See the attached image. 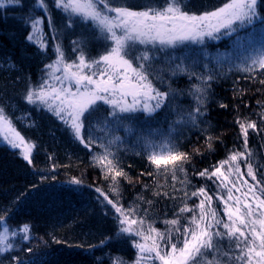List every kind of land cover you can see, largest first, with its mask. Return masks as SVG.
I'll list each match as a JSON object with an SVG mask.
<instances>
[{"label":"snow or ice","instance_id":"obj_1","mask_svg":"<svg viewBox=\"0 0 264 264\" xmlns=\"http://www.w3.org/2000/svg\"><path fill=\"white\" fill-rule=\"evenodd\" d=\"M17 6L22 8L23 0H0V10H4L0 12V17L6 20L7 11H15ZM136 7L140 10H134ZM53 9L62 14L59 23L54 19ZM262 12L264 0H226L222 6L200 14L190 12L186 0H144L140 6L130 3V0H32L29 15L23 18L24 25L30 28L25 41L37 48L38 55L47 56L50 47L55 59L45 64L44 68L50 71L42 70L40 81L35 85L29 84L21 99L37 111L44 110L54 116L69 136L89 151L98 139L103 140L96 136L97 131L109 137L106 144L99 143L103 152L94 153L92 163L101 169L105 179L111 174L110 192L115 198L110 199L109 194L99 187L94 191L98 194V200L103 197L102 203L106 202L105 206L110 205L114 210L113 219L117 227L112 236L104 237L97 245H89L88 251L125 237H139L131 239L132 247L137 250L133 264H155V261L160 264H264V178L257 180L253 165L249 162L251 151L248 149V129L264 131L258 130L255 122H243L239 118L236 121L243 137V151L230 150L228 158L211 166V170L206 168L194 173L216 184L214 195L223 204V215L227 220L212 207L213 198L208 194L210 190L206 185L199 188L193 185L195 190L184 191L182 206L174 213L173 219L164 221L166 227L163 231L146 221V213L136 218L133 206L125 208L120 203L116 178H127V174L119 167L117 153L111 151L113 145L118 149L122 142L121 137L114 134L115 130L123 127L131 133L132 126L126 122L137 120L138 113L154 118L159 110L165 109L167 118L168 113L175 112L177 118L169 124V137L178 125L198 127L201 118L207 114L210 82L216 79V74L208 65L210 54L207 48L203 51L205 71L202 73L185 68L182 61L176 63L175 55H165L164 66L156 68L154 61L158 53L186 41L206 45L207 41H220L225 37L232 40L235 46H242L240 30L247 29L257 20L264 26ZM76 29H80L79 35L71 41L75 58L70 59L66 56L62 38ZM91 43L100 45L95 56L91 55ZM253 51V55L235 66L238 71L264 69V44ZM227 58L226 55L217 54L212 60L220 66ZM4 67L17 69L10 55L0 61V68ZM57 72H61V75L57 76ZM165 72L169 77L185 73L189 78L195 76L200 81L190 93L195 102L193 108L184 110L174 104L175 97L180 93L165 80ZM260 83L264 84V80ZM158 84H166L167 91H162ZM219 106L227 108L224 103ZM17 112L19 115H16ZM13 115L26 127H36L31 112L7 102L0 103V133H3L0 141L12 149L22 148L23 159L31 165V151L35 144L16 130L11 118ZM260 115L264 121V112ZM211 140L208 137L210 148ZM146 150L151 164L159 167L162 162L168 163L164 159L167 153L174 165L181 162L178 166L180 172H184L182 162L189 159L186 153L177 150L170 138L162 140L160 144L149 140ZM246 154L247 174L256 181V185L243 181L248 190L242 193V199L233 195L234 188L240 192L237 187L239 181H232L229 176L233 171L239 173V164L233 169L231 162ZM225 165H229L227 174L221 171ZM213 177L216 179L213 180ZM173 179H176L175 171ZM69 183L75 186L70 191L77 192L84 181L73 177ZM181 183L185 188L191 185L186 173ZM257 185L260 186L258 190ZM192 197H196L199 203L190 207L187 201ZM147 203L151 205L152 201ZM10 218L0 214V254L15 249L10 237L19 235L24 241L30 239L31 225L24 223L18 229L13 228L7 223ZM225 240L227 249L222 247ZM54 242L62 243L55 238ZM26 250L33 252L31 247ZM6 258L13 264H20L17 256ZM96 259L99 262L102 258ZM113 259L114 264H127L121 257ZM0 264H3V260H0ZM42 264H47L46 260H42Z\"/></svg>","mask_w":264,"mask_h":264},{"label":"trees","instance_id":"obj_2","mask_svg":"<svg viewBox=\"0 0 264 264\" xmlns=\"http://www.w3.org/2000/svg\"><path fill=\"white\" fill-rule=\"evenodd\" d=\"M186 2L190 12L200 14L222 6L226 0ZM31 3L32 0H23L22 8L17 6L15 11H7L6 20L0 17V61L10 55L17 65V69L0 68V103L7 102L14 107L18 106L20 110L31 112V118L36 123V127H26L24 123L16 121L14 115L11 117L16 130L35 144L31 151V165L23 159L20 150L0 143V214L11 217L7 223L13 228L18 229L24 223L31 225L30 239L24 241L19 235L10 237L15 249L0 254V260H3V264H13L6 257L17 256L20 264H42V260H46L47 264H114L113 258L118 256L127 264H133L137 250L132 247L131 239H140L139 237H125L105 247L88 251L89 245H97L104 237L112 236L117 227L113 219L114 210L110 205L105 206L106 202L102 203L103 197L98 200V194L94 191L99 187L109 194L110 199L115 198L110 192L111 174L105 179L101 169L92 163V155L103 152L99 143L106 144L109 137L104 132L97 131L96 136L103 140L98 139L97 144L89 151L78 141H74L54 116L44 110L37 111L21 99L29 84L35 85L40 81L42 70L48 71L44 68L45 64L55 59L50 47L47 56L38 55L37 48L25 41L30 28L24 25L23 18L29 15ZM130 3L140 6L144 0H130ZM134 10L140 9L136 7ZM2 11L4 10H0ZM261 14L264 15V12ZM53 15L59 23L62 14L53 9ZM47 31L45 22V32ZM79 31L80 29H76L62 38L66 56L70 59L75 58V53L71 51V41L77 38ZM239 35L242 37V46L239 47L227 37L220 41H207L206 45L186 41L177 47H168L166 52L158 53L157 60L154 61V67L160 68L164 66L165 55H175L176 63L182 61L185 68L202 73L205 71L203 51L207 48L210 54L208 65L216 74V79L210 82L207 114L201 118L198 127L178 125L177 130L169 137V124L177 117L175 112H170L165 118V109H161L154 118L138 113L137 120L126 122L132 126L131 133L126 132L123 127L115 130L114 134L121 137L122 142L118 149L113 145L111 151L117 153L119 167L127 174V178H116L119 182L120 203L125 208L133 206L136 218L145 216L146 213V221L152 222L153 227L161 231L166 227L164 221L173 219L174 213L182 206L184 191L191 192L203 185L210 190L208 194L213 198L212 207L225 219L223 204L214 195L216 184L194 173L206 168L211 170V166L228 158L230 150H244L243 137L236 122L238 118L243 122H255L258 130L264 129V121L260 115L264 112V84L260 83L264 80V69L244 72L235 67L253 55L254 49L264 44V26L257 20L247 29H241ZM99 47L100 45L91 43V55H97ZM217 54L228 57L220 66L212 60ZM164 77L180 93L175 97L174 104L184 110L193 108L195 102L190 93L200 81L195 76L189 78L185 73L169 77L165 72ZM157 86L162 91H167L166 84ZM220 103L226 104L227 108H221ZM208 137L212 138L211 148ZM166 138L175 143L179 152L188 155L189 159L182 162L184 172L178 170L181 162L174 165L167 153L164 154V159L169 162H162L159 167L148 160L146 142L150 140L160 144ZM248 149L251 151L249 162L253 165L257 180H261L264 178V131L248 129ZM246 159L247 154L245 157H238L231 164L233 168L239 164V173L249 184L256 185V181L247 174ZM185 173L191 180V185L187 188L181 183ZM44 177L46 179L42 181ZM73 177L84 181L77 192L70 191L75 187L69 183ZM216 183L219 184V181ZM33 185L38 187L33 188ZM259 187L257 185V190ZM148 201H152V204L149 205ZM187 203L191 207L199 203V200L192 197ZM186 215L190 216L191 213ZM54 238L62 243H55ZM28 247L33 249L32 253L27 252ZM222 247L227 249L226 240L222 242ZM97 257L102 259L98 262ZM155 264L160 262L155 261Z\"/></svg>","mask_w":264,"mask_h":264},{"label":"rangeland","instance_id":"obj_3","mask_svg":"<svg viewBox=\"0 0 264 264\" xmlns=\"http://www.w3.org/2000/svg\"><path fill=\"white\" fill-rule=\"evenodd\" d=\"M48 71H50V70H48ZM56 75L57 76L61 75V72H57ZM50 82H53V81L50 80ZM2 134L3 133H0V136H2ZM0 143H5V142L0 141ZM18 150H20L21 152H23V149L22 148L21 149H18ZM228 167H229V165H226L225 167H223L221 169V171H223V172H225V174H227ZM229 179L232 180V181H239V183H237V187L240 188V192H237L236 189L234 188L233 189V195L234 196H241V198L243 199L242 193L243 192H246L248 190L247 185H245L243 183V181H246V179L244 178V176L242 174H240V173H235V171H233V174L229 176ZM249 185H251V184H249ZM229 186H231V185H229ZM249 202H251V197H249ZM222 210H223V206H222ZM225 220H227V217L226 216H225Z\"/></svg>","mask_w":264,"mask_h":264}]
</instances>
